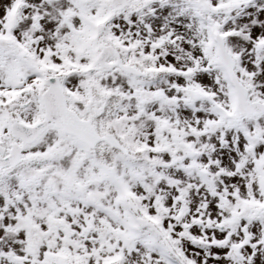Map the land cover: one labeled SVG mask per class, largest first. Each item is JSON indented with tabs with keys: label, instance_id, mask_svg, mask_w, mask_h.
<instances>
[{
	"label": "snow or ice",
	"instance_id": "1",
	"mask_svg": "<svg viewBox=\"0 0 264 264\" xmlns=\"http://www.w3.org/2000/svg\"><path fill=\"white\" fill-rule=\"evenodd\" d=\"M0 264H264V0H0Z\"/></svg>",
	"mask_w": 264,
	"mask_h": 264
}]
</instances>
